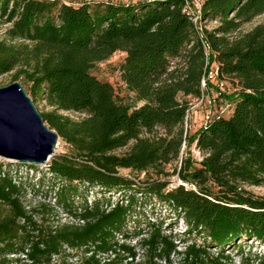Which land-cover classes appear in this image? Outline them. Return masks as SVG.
<instances>
[{"label":"trees","instance_id":"1","mask_svg":"<svg viewBox=\"0 0 264 264\" xmlns=\"http://www.w3.org/2000/svg\"><path fill=\"white\" fill-rule=\"evenodd\" d=\"M188 1L0 0V76L24 78L67 147L45 169L0 159V264H118L137 249L153 264L172 255L235 264L226 250L264 249V197L248 189L264 188V23L241 30L264 14V0H202L201 30ZM116 52L126 53L120 81L138 107L94 74ZM213 62L235 87L214 103L232 113H208L190 135V100L213 87H202ZM171 176L180 183L169 187ZM157 206L182 220V235L157 221ZM59 212L73 222L51 225ZM251 261L242 253L240 264Z\"/></svg>","mask_w":264,"mask_h":264},{"label":"rangeland","instance_id":"2","mask_svg":"<svg viewBox=\"0 0 264 264\" xmlns=\"http://www.w3.org/2000/svg\"><path fill=\"white\" fill-rule=\"evenodd\" d=\"M96 1H103V0H96ZM104 1H113L114 3H116V2H131V1L135 2L137 0H104ZM262 23H264V14L256 17L252 22L243 25L241 27V30L244 32L250 31L256 25H259ZM214 26H217L216 23L211 22V23H209L208 28H211ZM7 28H8L7 25H4L3 23L0 22V40L5 38V31ZM125 57H126V53L116 52L106 61L99 63L94 70V74L99 79H101L103 81H108L111 84H113V86L116 89V92L118 93L119 98H121L123 103L128 104V105L133 106V107L134 106L138 107L142 103L136 101V99L129 94V92L126 90L125 86L120 81L119 69H120V66L123 64ZM15 72L16 71L14 70L10 73H6V74L1 75L0 76V87H4V86H7L13 82H16V81H14ZM226 81L223 80V82L225 83L224 91H221L219 86L212 83L213 87L204 94V101L203 102L201 100L197 101L195 99L190 100L191 103L193 104L191 106L190 114L188 117V131H189L190 135H192L197 129L200 128L202 123L205 121V118H206L208 113H211V114L220 113L226 117H229L231 115L232 110L229 107V105H226L224 102H219L216 105L214 103L215 99L218 98V96H220L219 95L220 92H222V93L225 91H229V92L231 91L232 92L234 90L235 87H234L233 83L231 81H228V80H226ZM17 82H20L21 84H23V87L25 88L26 91L29 90V85L25 82L23 77H20V79H18ZM37 107L41 113H47L51 110V108L44 101L37 102ZM159 132L162 133V130H159ZM66 149H67V147L65 146V144L59 140L55 154L63 153L66 151ZM128 150H129V147L117 150L114 153L117 155H123ZM182 153L185 156H192L197 160L201 159L199 152H197L195 149V146H192L191 148L187 147V145L183 146ZM168 168H171V166H169ZM41 169H44V168H41ZM121 172L126 176H128L130 174V172L128 170H121ZM145 178H146V175L144 173L143 174L141 173L140 179L144 180ZM169 180L171 182L169 187H172V186L176 185L177 183L178 184L180 183L176 176H171L169 178ZM248 189L255 196L264 197V188L251 187ZM37 202H38V199L35 197V195L28 193L24 204L26 205L27 208H31V207H35ZM154 214L157 215L156 218H158V220L155 217L153 220H155V221L156 220L157 221L162 220L164 228H166L167 225L170 224V226H172V228H173L172 231L174 234H177L180 236V235H182L180 233H182L186 230L185 224L182 222V220L180 218L175 219V216L172 215L169 210L166 211L163 208H160L157 206L156 209L154 210ZM48 222L51 225L55 226V225H58L60 223L62 224L65 222H69V220L65 217V215L62 212H59V214L57 216L50 217V220ZM192 236H194V235H191V236L186 235V236H183L182 238L184 241H188L189 243L196 242L199 245L203 244V242H204L203 237H198V236L192 237ZM137 240L138 239H133V240L128 241V242L131 243V245H134ZM184 246H185V244H183V243L179 244L178 250H183ZM239 247H241V248L239 249ZM211 250L214 252L217 251L216 249H211ZM136 252H137V255L133 260L124 259V257H122V260L119 261L118 264H153L146 257L145 253L142 250L137 249ZM226 253L230 254V256L233 258L235 264L241 263L242 253L251 255L252 261L250 264H258L260 259H262L264 257V249L260 248V247H258L256 249L255 247L252 246V243L250 241L247 243L244 242L242 244H239L233 250L228 249V250H226ZM156 262H157V264H181L177 255L171 256V263H165L163 260H157ZM20 264H28V262L22 261V262H20Z\"/></svg>","mask_w":264,"mask_h":264},{"label":"water","instance_id":"3","mask_svg":"<svg viewBox=\"0 0 264 264\" xmlns=\"http://www.w3.org/2000/svg\"><path fill=\"white\" fill-rule=\"evenodd\" d=\"M59 135L20 82L0 87V157L46 166L55 155Z\"/></svg>","mask_w":264,"mask_h":264},{"label":"built area","instance_id":"4","mask_svg":"<svg viewBox=\"0 0 264 264\" xmlns=\"http://www.w3.org/2000/svg\"><path fill=\"white\" fill-rule=\"evenodd\" d=\"M184 12L189 16V18L194 22V24L201 30L202 28V20H201V12H202V0H190L186 3L184 7ZM212 82L219 86L221 91H224L225 83L219 79V65L216 62H213L210 66L206 78L202 80V87H206V82ZM2 160H6L1 158ZM9 161V160H6ZM13 162V161H10ZM24 164V163H23ZM29 165V164H27ZM34 166V165H32ZM41 168H46V166H38ZM68 219V218H67ZM69 223H72V219H68Z\"/></svg>","mask_w":264,"mask_h":264}]
</instances>
